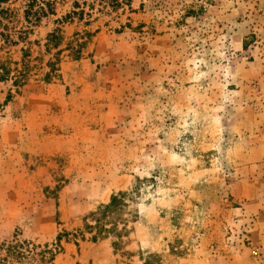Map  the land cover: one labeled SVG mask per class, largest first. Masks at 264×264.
<instances>
[{"label": "rangeland", "instance_id": "374dc122", "mask_svg": "<svg viewBox=\"0 0 264 264\" xmlns=\"http://www.w3.org/2000/svg\"><path fill=\"white\" fill-rule=\"evenodd\" d=\"M24 4L0 264H264V0H56L34 25ZM132 189L128 236L93 243L84 218Z\"/></svg>", "mask_w": 264, "mask_h": 264}, {"label": "trees", "instance_id": "16d2710c", "mask_svg": "<svg viewBox=\"0 0 264 264\" xmlns=\"http://www.w3.org/2000/svg\"><path fill=\"white\" fill-rule=\"evenodd\" d=\"M10 0H0V52L4 46H9L13 43L12 30L9 28L12 18V11L6 7ZM56 0H25L24 4V18L29 21L31 25L40 22L42 17L48 14L53 15V6ZM15 32V31H14ZM15 34V33H13ZM19 37V36H18ZM56 36H51L50 41L56 40ZM16 74L18 71L14 70ZM12 71L3 62L0 61V81L9 79ZM19 76V77H18ZM22 74H18L14 79V84L18 85L22 79ZM137 189L128 192H118L111 196L110 202L104 205L100 210L90 213L84 218L83 231L86 234L92 235L91 241L93 243L108 239L110 237L116 240L111 242L113 250L122 244L123 237L128 236V231L123 224L125 221V212L127 208L126 200H133ZM122 224V228L118 226ZM83 232L81 236L84 237ZM59 237H57V240Z\"/></svg>", "mask_w": 264, "mask_h": 264}]
</instances>
